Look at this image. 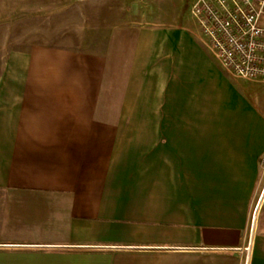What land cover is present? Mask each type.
<instances>
[{"label": "crops", "instance_id": "0c3cea01", "mask_svg": "<svg viewBox=\"0 0 264 264\" xmlns=\"http://www.w3.org/2000/svg\"><path fill=\"white\" fill-rule=\"evenodd\" d=\"M74 1L0 0V66L23 70L0 83V264H264V122L99 117L137 67L147 109H257L253 82L194 24H116L104 54L41 40ZM76 75L95 109H51Z\"/></svg>", "mask_w": 264, "mask_h": 264}, {"label": "rangeland", "instance_id": "374dc122", "mask_svg": "<svg viewBox=\"0 0 264 264\" xmlns=\"http://www.w3.org/2000/svg\"><path fill=\"white\" fill-rule=\"evenodd\" d=\"M197 4L201 5L200 0H76L64 11H52L45 21V29L48 32L39 37L41 40L44 38L43 40L49 44L75 52L104 54L110 29L116 24H137L148 27L191 26L194 24L202 32L199 19L193 13V8ZM201 38L208 47L203 32ZM208 49L215 57L211 49L209 47ZM141 60L143 59L141 58ZM221 67L234 79L243 80L235 77L222 65ZM137 68L131 73L133 80L125 104L127 105L126 109H99L100 120L183 122L254 120L264 122V82L251 81L253 83L244 90L257 109H147L140 108L136 98H130L131 95L139 91L140 79L144 78L142 72ZM21 71H23L22 67L0 66V83H2L4 91L10 89L11 74L14 72L21 75ZM71 79V82H67L65 91L68 94H76L77 97L68 96L61 99V102L58 98H51L52 103L49 104L51 109H95L91 107V104L95 105L94 99L86 97L94 93L97 88L94 79L85 80L81 75H76ZM56 84V82L51 84L52 91L59 88ZM59 103L62 106H59ZM259 173L260 180L263 181L264 155L260 157Z\"/></svg>", "mask_w": 264, "mask_h": 264}, {"label": "built area", "instance_id": "2783aa9c", "mask_svg": "<svg viewBox=\"0 0 264 264\" xmlns=\"http://www.w3.org/2000/svg\"><path fill=\"white\" fill-rule=\"evenodd\" d=\"M193 8L207 45L235 77L264 82V0H200Z\"/></svg>", "mask_w": 264, "mask_h": 264}]
</instances>
